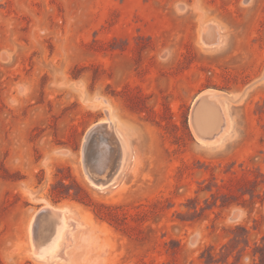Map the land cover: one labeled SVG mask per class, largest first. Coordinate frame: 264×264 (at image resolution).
I'll list each match as a JSON object with an SVG mask.
<instances>
[{
	"label": "rangeland",
	"instance_id": "rangeland-1",
	"mask_svg": "<svg viewBox=\"0 0 264 264\" xmlns=\"http://www.w3.org/2000/svg\"><path fill=\"white\" fill-rule=\"evenodd\" d=\"M263 236L264 0H0V264H259Z\"/></svg>",
	"mask_w": 264,
	"mask_h": 264
},
{
	"label": "bare ground",
	"instance_id": "bare-ground-1",
	"mask_svg": "<svg viewBox=\"0 0 264 264\" xmlns=\"http://www.w3.org/2000/svg\"><path fill=\"white\" fill-rule=\"evenodd\" d=\"M95 98V97H94ZM96 104V103H95ZM109 111V109L106 111V113ZM108 115H110L108 113ZM110 117V116H109ZM111 121V119H110ZM102 123V126L105 129L106 135L109 137V142L114 146V144L118 145L119 147V141H117L116 135L114 134V132L111 130L110 124L109 122L104 120L100 121V124ZM112 123V122H111ZM98 124V123H97ZM112 126V125H111ZM99 138V137H98ZM102 139V138H101ZM103 144V143H102ZM88 147H87V151H85L86 153L83 154V161L84 163H86L87 165V171L86 174L89 181L94 184L95 186H97V188H103L104 186H106V180L104 182H95L94 179L92 178V173L95 172L98 167L100 166V158H99V152H98V148L97 146L93 148L92 144L88 143ZM95 145V144H94ZM103 148V147H102ZM114 148V147H113ZM107 149V148H105ZM111 150V149H110ZM108 151V149H107ZM101 152V151H100ZM111 156V155H110ZM107 159V158H106ZM90 161V162H89ZM120 162H121V149L120 147L118 148L116 155H113V159L112 162L110 163V168L111 169V173H109L110 177L113 179L115 178V175L118 173L119 171V167H120ZM101 169V168H100ZM113 173V174H112ZM106 183V184H105ZM48 206V205H47ZM43 207L44 209H50V206L48 207ZM53 208V207H52ZM43 209V210H44ZM42 210V209H41ZM56 210V209H55ZM60 210V217L58 218V220L53 221V222H49L51 225H49V230L46 229V233L44 235V237L46 238L45 240H47L46 246L44 248L41 249V251L38 253L36 250V256H38L39 258H44V259H48L50 257L53 256V254L55 253L56 249L59 246L60 240L63 238V234H64V230L66 229V224L64 223L63 220V214L66 212L65 210ZM57 210V211H59ZM52 214V212H51ZM33 224V223H32ZM33 226V225H32ZM31 226V227H32ZM43 227V226H42ZM46 228V227H45ZM33 231V229H32ZM31 235V233H30ZM42 238V237H41ZM33 240V239H32ZM36 241L33 240V243L35 244ZM32 243L33 247L34 244ZM34 250V251H35Z\"/></svg>",
	"mask_w": 264,
	"mask_h": 264
},
{
	"label": "water",
	"instance_id": "water-1",
	"mask_svg": "<svg viewBox=\"0 0 264 264\" xmlns=\"http://www.w3.org/2000/svg\"><path fill=\"white\" fill-rule=\"evenodd\" d=\"M99 134L102 135V137H103L102 139L103 140H106L108 143H110L109 142V137L106 135V132H105L104 127L102 126V124H98L95 127H93L87 133V135L85 137V140H84V143H83V147H82V157H83V154L86 153L85 151H87V147L89 146L88 143L89 144H92L93 145V148H94V146L95 147L96 146L98 147L97 136ZM118 148H119L118 145H116V144H114V146L112 145V153H111V156L109 158L108 165L101 172L99 170H96L95 172H93L91 174L92 175V178L94 179L95 182H104L106 180L105 181L107 183V184L105 183L106 186H108L112 182L113 176H112V178L110 177L109 173H111V169H109V168H110V163L112 162V159H113V155L114 154L116 155V152H117ZM83 167H84V170L86 172L87 171V165H86V163H84V161H83ZM106 186H104V187H106ZM51 212H52V214H51ZM51 215H56V216H59L60 217V211L58 212V211H55V210H52V209H48L47 208V209H44L41 213H39L35 217V221L33 223V231H32L33 232L34 239L37 238L38 233H39V228H41V226L43 224V221H45L46 219H49V217Z\"/></svg>",
	"mask_w": 264,
	"mask_h": 264
},
{
	"label": "trees",
	"instance_id": "trees-1",
	"mask_svg": "<svg viewBox=\"0 0 264 264\" xmlns=\"http://www.w3.org/2000/svg\"><path fill=\"white\" fill-rule=\"evenodd\" d=\"M234 239H231V242H233ZM228 248V246L224 245L220 252H219V256L222 258L224 257V252L225 250ZM252 257L253 258H258L259 259V264H264V236L261 238L259 243H254V247L252 249ZM222 262H224L223 260H221ZM218 260L215 259V255H213L211 252H207V256H206V260L205 263L206 264H213V263H217Z\"/></svg>",
	"mask_w": 264,
	"mask_h": 264
}]
</instances>
